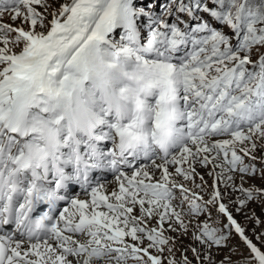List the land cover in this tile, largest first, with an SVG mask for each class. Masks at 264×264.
I'll return each instance as SVG.
<instances>
[{"label":"snow or ice","instance_id":"6c2138e0","mask_svg":"<svg viewBox=\"0 0 264 264\" xmlns=\"http://www.w3.org/2000/svg\"><path fill=\"white\" fill-rule=\"evenodd\" d=\"M253 203L264 0H0V264H264Z\"/></svg>","mask_w":264,"mask_h":264},{"label":"rangeland","instance_id":"374dc122","mask_svg":"<svg viewBox=\"0 0 264 264\" xmlns=\"http://www.w3.org/2000/svg\"><path fill=\"white\" fill-rule=\"evenodd\" d=\"M60 2H65V0H60ZM39 10L43 11V8H40ZM51 17H49L50 19ZM18 51V49H16ZM199 171V170H198ZM212 182V181H211ZM211 182L209 184H211ZM197 183H199V180H197ZM255 183H260L259 180H257ZM191 187V185H189ZM208 197L205 196V199H207ZM248 212V215H251L252 212L254 211L255 214L257 216H259L262 220H264V210L261 209L260 205L258 203H253L250 205V208L246 210ZM257 211V212H256ZM236 218L237 220L243 225L246 227L247 229V234L253 239L254 242H257L256 241V238H255V235H253V232H252V229L253 227L256 228V231L257 232H260V231H264V225H260V226H256L254 225L252 222H250L249 220L245 219V216L244 214H236ZM233 245H239L240 247V250L242 252L246 251V248L243 244V242L240 240V238L238 236L234 237V240H233Z\"/></svg>","mask_w":264,"mask_h":264},{"label":"bare ground","instance_id":"6f19581e","mask_svg":"<svg viewBox=\"0 0 264 264\" xmlns=\"http://www.w3.org/2000/svg\"><path fill=\"white\" fill-rule=\"evenodd\" d=\"M199 171H203L202 169H198ZM205 179L208 180V182H211V178L208 176H205ZM111 186H109V190H110ZM257 212V211H256ZM257 214V213H256Z\"/></svg>","mask_w":264,"mask_h":264}]
</instances>
